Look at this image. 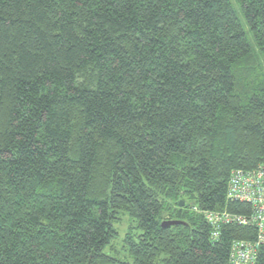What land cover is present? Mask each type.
Wrapping results in <instances>:
<instances>
[{"label":"trees","instance_id":"obj_1","mask_svg":"<svg viewBox=\"0 0 264 264\" xmlns=\"http://www.w3.org/2000/svg\"><path fill=\"white\" fill-rule=\"evenodd\" d=\"M235 1L248 30L231 0H0V264H264V200L230 196L264 169V0Z\"/></svg>","mask_w":264,"mask_h":264},{"label":"built area","instance_id":"obj_2","mask_svg":"<svg viewBox=\"0 0 264 264\" xmlns=\"http://www.w3.org/2000/svg\"><path fill=\"white\" fill-rule=\"evenodd\" d=\"M230 191V196L251 201L255 205H258L264 200V169L259 168V171L254 175L245 174L242 171L235 172L231 180ZM255 218L260 228L259 240L260 242H264V206L259 207L257 217ZM250 247L245 242L234 246L232 259L235 264H255V254L251 249L252 247Z\"/></svg>","mask_w":264,"mask_h":264},{"label":"rangeland","instance_id":"obj_3","mask_svg":"<svg viewBox=\"0 0 264 264\" xmlns=\"http://www.w3.org/2000/svg\"><path fill=\"white\" fill-rule=\"evenodd\" d=\"M231 2L233 4V7H234L238 17H240V19L242 20V23L244 24L245 29L248 30V27L243 20L239 5L236 3L235 0H231ZM250 37H251V35H250ZM129 225H130L129 221H127V220H125V222L123 224H120V223L117 224V227L119 228V239H117L118 242H120L124 238L126 233L128 232Z\"/></svg>","mask_w":264,"mask_h":264},{"label":"water","instance_id":"obj_4","mask_svg":"<svg viewBox=\"0 0 264 264\" xmlns=\"http://www.w3.org/2000/svg\"><path fill=\"white\" fill-rule=\"evenodd\" d=\"M184 201L180 202L181 206H184ZM184 222L180 221V220H175V221H165L163 225L165 226H171V225H175V224H183Z\"/></svg>","mask_w":264,"mask_h":264}]
</instances>
